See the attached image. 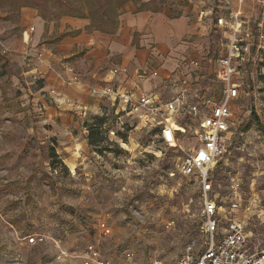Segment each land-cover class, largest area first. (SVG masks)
Returning a JSON list of instances; mask_svg holds the SVG:
<instances>
[{
    "label": "rangeland",
    "instance_id": "rangeland-1",
    "mask_svg": "<svg viewBox=\"0 0 264 264\" xmlns=\"http://www.w3.org/2000/svg\"><path fill=\"white\" fill-rule=\"evenodd\" d=\"M46 1L0 0V23L14 22L20 8ZM57 1L49 0V5ZM138 1L148 3L151 9L158 7L157 16L182 31L174 38L162 28L165 44L159 45L154 24H149L143 32L135 33L140 49L158 46L161 51L172 52L182 47L194 58L209 52L211 81L207 89L219 94L222 85L213 81V67L226 44L215 28L219 0ZM89 26L87 31H98ZM153 55L157 61L152 67L158 73L160 58ZM263 66L258 63L256 67L234 69L235 81L242 84L239 124L215 172L216 191L227 207L225 213L233 179L240 184L242 207L235 217L248 220L253 251L264 250ZM144 71L146 68L139 69L137 74L148 76ZM16 75L12 57L0 52V264H57L56 239H61L68 251L100 241L103 255L113 264H124L118 259L124 251L135 254V264H175L192 244L195 252L204 248L200 188L192 179L176 173V164L185 155L180 148L171 147L177 145L171 138L179 129L176 123L171 122L166 131L170 146L155 128L144 127L121 109L117 114V108L106 99L94 100L86 115L70 110L69 118L50 116ZM174 85L170 80L155 89L163 98H170ZM45 100L57 107L48 95ZM103 113L108 118V143L104 144L108 150L99 153L90 147L84 124ZM179 123L195 126L183 118ZM65 126L70 133L61 134ZM183 136L180 131V145L188 152L195 141ZM66 145L69 149L64 150ZM53 152L59 158L53 160ZM102 224L111 228L109 237H101ZM226 224L227 218L221 221V228ZM34 232L45 234L47 240L27 246L25 237ZM66 264L80 262L70 259Z\"/></svg>",
    "mask_w": 264,
    "mask_h": 264
},
{
    "label": "built area",
    "instance_id": "built-area-1",
    "mask_svg": "<svg viewBox=\"0 0 264 264\" xmlns=\"http://www.w3.org/2000/svg\"><path fill=\"white\" fill-rule=\"evenodd\" d=\"M215 28L226 41L224 52L213 67V81L222 85L219 94L207 89L211 81V74L208 73L211 61L206 57L209 52L199 58L183 56L173 76L169 78L175 84L174 94L170 98H163L162 93H129L122 91L113 82L84 86L76 75L66 80V84L81 85L89 95L111 101L117 108V114L121 109L144 127L155 128L170 146L171 142L166 135L170 129L169 124L173 122L179 126L171 136L177 145L171 147L180 148L185 155L176 164V173L192 179L200 188L203 218L201 232L206 236V243L197 252L193 250L192 244L190 251L175 264H264V250L253 251L251 248L248 220L246 217H235L242 207L240 184L233 179V192L229 199L228 213H225L227 207L217 195L219 185L215 182L216 169L239 124L237 110L242 84L235 81L234 69L252 68L258 63H264V0H219ZM110 71L115 79L126 75L128 68L115 66ZM50 94L56 95V91L51 90ZM181 118L191 120L195 126L188 128L187 123L182 125L179 123ZM180 131L183 137H193L195 141V146L188 152L180 145ZM111 134L114 135L113 132ZM250 205L252 203L247 205L246 211L250 210ZM226 218V227L221 228L220 223ZM100 229L101 237L111 235V228L106 224H102ZM25 240L31 246L44 243L47 237L34 232L26 236ZM100 244V241L90 242L83 249L68 251L62 245V240L56 239V263L66 264L73 259L80 264H113L103 255ZM118 259L124 264H135L132 251H124Z\"/></svg>",
    "mask_w": 264,
    "mask_h": 264
},
{
    "label": "crops",
    "instance_id": "crops-1",
    "mask_svg": "<svg viewBox=\"0 0 264 264\" xmlns=\"http://www.w3.org/2000/svg\"><path fill=\"white\" fill-rule=\"evenodd\" d=\"M137 8L134 1L126 3L118 19L117 30L110 34L87 31L90 25L87 19L70 16L44 19L37 8L25 6L20 8L14 22L0 23V52L12 57L17 73L15 79H22L27 84L28 92L36 96L35 101L50 116L69 118L70 110L86 115V110L92 108V102L100 99L89 95L81 85L66 84L73 75L78 76L84 86L113 82L122 91L137 95L161 93L155 87L169 81L179 65L181 54L188 53L182 47L172 52L161 51L158 46L141 50L135 33L143 32L147 25L153 23L157 42L161 45L165 44L162 28L175 38L181 35V27L170 24L157 13L138 11ZM63 34L67 35L60 38ZM150 43L153 46L154 43ZM153 54L160 58L158 73L152 67L157 61ZM114 65L127 67L128 73L113 79L110 68ZM145 68L147 72L144 73L148 76H139V69ZM51 90H55L56 95H51ZM47 95L57 105L56 108L48 105ZM65 129L61 134L70 133L68 126ZM63 149H69V146ZM71 150L74 153V148Z\"/></svg>",
    "mask_w": 264,
    "mask_h": 264
},
{
    "label": "trees",
    "instance_id": "trees-1",
    "mask_svg": "<svg viewBox=\"0 0 264 264\" xmlns=\"http://www.w3.org/2000/svg\"><path fill=\"white\" fill-rule=\"evenodd\" d=\"M129 1L133 0H93L91 1H81L78 0L77 3L72 0H58L57 3L49 5V0L46 1L44 5L33 6L40 10V15L44 19L49 18H61L63 16H72L76 18L89 19L91 21L89 29L98 30L103 33L113 34L119 25V16L124 9V5ZM138 3V11H152L154 13L158 12V7L151 9L148 3L140 2ZM42 8V9H41ZM178 14L177 17H180ZM67 34H63L60 38H63ZM107 113H103L100 117H95L90 123L86 122L85 128L87 129V140L93 150L99 153H103L108 150L104 145L108 143L107 137L105 135L106 123H107ZM157 132V131H156ZM125 138V135H121ZM125 136V137H124ZM51 158L57 159L59 156L56 152H53Z\"/></svg>",
    "mask_w": 264,
    "mask_h": 264
}]
</instances>
